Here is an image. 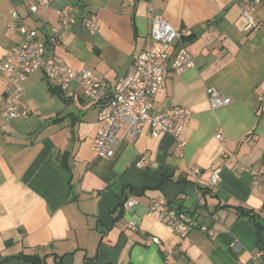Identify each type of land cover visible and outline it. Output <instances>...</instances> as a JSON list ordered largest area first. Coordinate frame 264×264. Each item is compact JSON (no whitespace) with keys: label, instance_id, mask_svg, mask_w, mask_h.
Wrapping results in <instances>:
<instances>
[{"label":"crops","instance_id":"crops-1","mask_svg":"<svg viewBox=\"0 0 264 264\" xmlns=\"http://www.w3.org/2000/svg\"><path fill=\"white\" fill-rule=\"evenodd\" d=\"M34 1L0 0V63L23 42L8 29L11 21L36 30L45 57L87 68L108 85L151 45L146 0H51L31 13ZM65 5L78 18L94 13L97 32L80 22L60 27ZM155 6L174 28L191 32L186 46L195 67L171 76V56L152 99L154 111L191 110L180 138L152 139L144 128L119 136L113 157H98L91 149L98 107L77 82L67 95L55 80L47 84L42 69L30 73L19 104L27 115L7 119L8 75L0 72V261L23 253L45 256V264H264V0L251 32L243 29L238 0H155ZM54 26L60 31L51 45ZM209 87L231 103L211 108ZM214 169L216 192L209 189ZM126 198L136 201L128 213L121 212ZM159 199L191 217L185 236L149 211ZM234 206L258 213L260 238L253 220ZM130 219L137 231L127 226ZM148 236L159 243L146 242Z\"/></svg>","mask_w":264,"mask_h":264},{"label":"built area","instance_id":"built-area-1","mask_svg":"<svg viewBox=\"0 0 264 264\" xmlns=\"http://www.w3.org/2000/svg\"><path fill=\"white\" fill-rule=\"evenodd\" d=\"M51 0H35L28 5L31 13L46 8ZM242 4L241 17L243 29L251 32L257 26L254 17L255 10L262 0H238ZM147 14L150 21L151 45L138 54L126 73L113 85L93 74L87 68L74 69L45 57V43L37 39V32L24 24L8 22L9 30L18 31L23 36V42L9 49L5 59L0 63V72L8 75V84L5 90V105L7 119L27 115L26 110H20L19 104L23 95V82L27 76L42 69L47 80H55L58 88L69 94V86L77 82L85 98L98 107L100 127L91 142L92 151L101 158H111L114 155V144L122 134L135 136L147 128L152 139H157L162 133H169L180 138L181 132L187 126L192 112L182 106H173L161 111H154L153 96L163 86L166 63L172 56L169 74H182L195 67V58L188 51L186 41L191 32L187 28H174L166 18L159 13L155 0H146ZM14 17L17 14L14 12ZM58 22L60 27L81 23L90 32L96 33L99 24L94 13L78 18L75 9L65 5L59 10ZM60 27L51 28L48 43L55 45ZM70 95V94H69ZM207 99L211 108L227 106L231 98L221 94L216 88H207ZM216 138L221 139L220 134ZM185 140L180 139L178 149H182ZM142 169L146 166L144 158L136 163ZM191 173L197 177L199 170L191 167ZM218 169L212 170L209 177V189L216 192L219 187ZM136 204L134 198H126L122 202V210L128 213ZM149 211L156 212L163 223L185 236L192 223V219L183 210L172 207L164 199L153 201ZM127 226L132 231L138 227L130 219ZM202 229H205L202 227ZM146 242L158 244L157 236H148Z\"/></svg>","mask_w":264,"mask_h":264},{"label":"trees","instance_id":"trees-1","mask_svg":"<svg viewBox=\"0 0 264 264\" xmlns=\"http://www.w3.org/2000/svg\"><path fill=\"white\" fill-rule=\"evenodd\" d=\"M168 204L172 207H175L179 210H182V208L179 205H172L171 202H168ZM229 207V206H228ZM237 211L240 212L241 215L246 216L253 220V223L256 226L257 235L260 238V231L262 228V224L257 220L258 213L254 212L250 209L243 208L242 206H234ZM264 207V205H263ZM122 212V209H121ZM264 217V216H263ZM45 256L41 257L39 255H31V254H16L13 256L5 257L0 261V264H9L12 260H23L32 264H45ZM264 259V258H263Z\"/></svg>","mask_w":264,"mask_h":264},{"label":"water","instance_id":"water-1","mask_svg":"<svg viewBox=\"0 0 264 264\" xmlns=\"http://www.w3.org/2000/svg\"><path fill=\"white\" fill-rule=\"evenodd\" d=\"M47 84H50L49 80L47 81Z\"/></svg>","mask_w":264,"mask_h":264}]
</instances>
